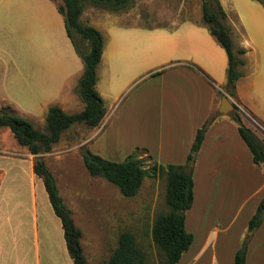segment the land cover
Here are the masks:
<instances>
[{
	"label": "crops",
	"instance_id": "0c3cea01",
	"mask_svg": "<svg viewBox=\"0 0 264 264\" xmlns=\"http://www.w3.org/2000/svg\"><path fill=\"white\" fill-rule=\"evenodd\" d=\"M119 14L112 15L118 19ZM135 18L140 21L150 16ZM146 21L144 26L133 24L131 29L120 31L111 41L102 33L104 50L97 86L99 67L104 79H113L114 67L120 63L130 70L128 86L144 77L152 81L145 88H134L123 111L151 119L144 152L159 164H185L198 130L208 123L194 163V199L185 219L194 240L177 264H234L249 220L239 227L237 213L232 217L231 212L240 189L254 187L264 192V163L254 162L238 123L231 117L232 111L220 112L222 97L228 95L218 86L228 82L221 71L223 62L228 70L227 52L210 31L207 35L195 28V21L189 22L193 24L186 31L155 29L152 25L156 24ZM140 43L142 49L137 50ZM239 48L246 51L244 64L239 68L235 93L228 96L243 108L244 113L237 108L235 111L247 127L255 130L258 125L257 135L264 141V57L252 58L251 64L244 44L235 49ZM83 71L84 66L75 85L78 97ZM65 82L58 89L64 91ZM59 107L67 112L66 106ZM3 154L0 147V264H74L61 221L42 179L34 172L32 154H24L27 159L16 163L3 158ZM246 264H264V257H246Z\"/></svg>",
	"mask_w": 264,
	"mask_h": 264
},
{
	"label": "rangeland",
	"instance_id": "374dc122",
	"mask_svg": "<svg viewBox=\"0 0 264 264\" xmlns=\"http://www.w3.org/2000/svg\"><path fill=\"white\" fill-rule=\"evenodd\" d=\"M218 1L227 14L226 24L231 30L234 48L243 43L251 64L252 58L262 60L264 5L258 0ZM201 2L131 0L121 11L87 4L80 20L99 29L107 41L117 38L120 31L131 29L133 24L146 25L148 19L150 24H156L152 25L155 29L170 31H186L192 27L193 23L189 22L195 21V28L210 35L203 20ZM63 4L62 0H0V110L9 106L41 130H45V117L51 105L66 106L69 113L84 108L75 87L84 62L66 33L64 16L58 11L57 6ZM113 13H120L121 18L117 19ZM137 15H149L150 18L136 21ZM136 49H142L141 43ZM225 55L223 51L224 59ZM215 57L219 58L218 55ZM120 64L114 67L113 79L112 76L104 79L102 66L99 67L97 87L105 97L107 107L103 123L96 128L80 123L72 125L50 152L41 155L54 173L60 194L83 231L82 244L90 264H104L124 230L135 233L152 260L159 261L164 255L153 242L151 226L157 213L168 210L166 175L146 177L137 195L125 197L106 179L91 176L83 162L82 154L89 150L115 162H122L130 155H140L145 166H152L148 155L142 152L148 135L146 131L152 127L151 119L123 111L133 91L140 86L138 89L147 87L152 81L144 80V77L128 86L126 76L130 70ZM217 67L220 68L219 63ZM221 71L226 78L224 62ZM65 79L62 91L58 88ZM218 86L225 89L222 83ZM243 117L245 121L249 118L245 114ZM256 128L259 129L257 125ZM256 128L253 131L257 134ZM0 147L5 153L2 157L13 159L14 163L18 159H27L24 154L29 153L17 144L9 127L0 129ZM238 194L231 216L237 213L236 224L241 227L255 214L264 192L261 194L253 187L246 191L240 189ZM259 229L257 233L258 229L250 233L246 228L242 241V244L247 243L246 257H264V220Z\"/></svg>",
	"mask_w": 264,
	"mask_h": 264
},
{
	"label": "trees",
	"instance_id": "16d2710c",
	"mask_svg": "<svg viewBox=\"0 0 264 264\" xmlns=\"http://www.w3.org/2000/svg\"><path fill=\"white\" fill-rule=\"evenodd\" d=\"M62 1L64 4L57 6L58 11L64 16L66 33L84 62V71L78 85L79 97L84 103V108L79 112L68 113L58 105H51L45 117V130H41L29 119L14 113L12 108L7 106L0 110V129L9 127L17 144L34 155V172L42 179L54 213L61 221L67 250L73 263L89 264L82 244L83 231L60 194L54 173L41 155L50 152L72 125L80 123L96 128L103 123L107 107L105 99L97 89V83L104 37L96 27L82 23L80 16L87 4L111 10H124L130 5L131 0ZM258 1L264 5V0ZM202 11L203 20L210 33L227 52L229 65L225 92L233 96L241 76L239 68L244 64L243 55L246 51L244 48H234L232 33L226 24L227 14L218 0H202ZM231 117L238 123L239 133L250 148L254 162L264 163V141L243 123L237 111H232ZM207 125L208 123L204 124L198 130L185 164L164 166L148 156L152 162V166L149 167L143 164L140 155H130L122 162H115L89 150L83 152V162L90 175L106 179L125 197L137 195L148 176L165 174L167 179L165 202L168 210L157 213L151 226L153 242L164 254L163 258L159 261L152 260L139 244L135 233L124 230L120 232L117 245L104 264H177L184 252L190 248L194 235L187 231L185 219L194 199V163L204 140ZM263 220L264 196L248 223L249 232H255ZM246 255L247 243L244 242L235 254L234 264H246Z\"/></svg>",
	"mask_w": 264,
	"mask_h": 264
},
{
	"label": "water",
	"instance_id": "95a60500",
	"mask_svg": "<svg viewBox=\"0 0 264 264\" xmlns=\"http://www.w3.org/2000/svg\"><path fill=\"white\" fill-rule=\"evenodd\" d=\"M233 110H235V104L228 95L224 94L220 105V112L225 114Z\"/></svg>",
	"mask_w": 264,
	"mask_h": 264
},
{
	"label": "built area",
	"instance_id": "2783aa9c",
	"mask_svg": "<svg viewBox=\"0 0 264 264\" xmlns=\"http://www.w3.org/2000/svg\"><path fill=\"white\" fill-rule=\"evenodd\" d=\"M232 100V99H231ZM233 102V100H232ZM235 104V108H237L239 110V112H243L244 113V110L242 107H240V105H238L235 101L233 102ZM258 126V125H257Z\"/></svg>",
	"mask_w": 264,
	"mask_h": 264
}]
</instances>
